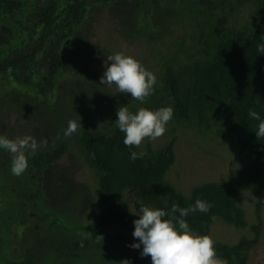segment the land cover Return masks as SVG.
I'll return each instance as SVG.
<instances>
[{
	"label": "rangeland",
	"instance_id": "rangeland-1",
	"mask_svg": "<svg viewBox=\"0 0 264 264\" xmlns=\"http://www.w3.org/2000/svg\"><path fill=\"white\" fill-rule=\"evenodd\" d=\"M195 0H113L88 10L83 22L61 49L64 57L51 100L0 76V135L9 138L31 135L41 144L36 152L68 145L67 154L48 166L43 175L42 198L29 186L30 175L11 173V155L0 149V264L19 262L32 256L33 264H151L140 256L132 234L114 226L98 225L99 192L93 171L82 154L77 131L65 136L69 119L86 125H100L111 111L130 100L114 84H101L107 56L117 52L134 57L155 76L160 60L183 41L191 50ZM250 7L239 11L234 21L246 25ZM31 26V12L20 9L15 18L0 17V50L22 45ZM153 36L157 39L154 40ZM110 63V62H108ZM164 135L145 139L138 147L155 150L175 139L174 164L165 180L188 196L193 187L220 183L234 177L252 162V154L240 151L237 141L225 129L201 130L193 124L166 125ZM46 141V145L43 142ZM132 217L139 211V196L124 192ZM246 227L236 229L214 220L209 236L215 242L235 244L241 236L252 237L255 196L241 195ZM262 234L250 251L248 264H264V204Z\"/></svg>",
	"mask_w": 264,
	"mask_h": 264
},
{
	"label": "trees",
	"instance_id": "trees-1",
	"mask_svg": "<svg viewBox=\"0 0 264 264\" xmlns=\"http://www.w3.org/2000/svg\"><path fill=\"white\" fill-rule=\"evenodd\" d=\"M113 0H0V17L15 18L21 8L31 12V26L25 42L12 49L0 50V76H8L35 95L51 100L63 63V44L77 31L88 10ZM148 4L149 0H139ZM197 10L192 20L191 50L183 41L159 62L152 95L141 102L124 104L133 113L139 107L156 110L171 106L173 120L193 124L201 130L225 129L239 144L240 151H250L252 162L234 177L220 183L193 187L188 196L176 191L165 180L174 164L175 139L164 146L144 151L126 147L124 133L116 126V112L111 111L100 125H86L78 130L76 141L95 176L98 192V225L101 229L118 226L132 234L133 221L124 192H135L145 206L169 210L193 205L197 199L209 202L208 213H190L185 219L190 228L208 235L216 219L244 229L246 221L241 195L251 192L254 204L252 237L241 236L233 245L214 241L217 256L226 264H248L262 234L264 204V138L257 139L258 121L248 113L256 111L264 119V0H195ZM250 7V20L238 25L234 19ZM154 40L157 39L153 36ZM65 143L28 156L24 174L31 176L30 188L40 200L45 169L60 161L68 152ZM146 153L131 160L130 153ZM167 218V217H165ZM32 256L7 264H33Z\"/></svg>",
	"mask_w": 264,
	"mask_h": 264
},
{
	"label": "clouds",
	"instance_id": "clouds-1",
	"mask_svg": "<svg viewBox=\"0 0 264 264\" xmlns=\"http://www.w3.org/2000/svg\"><path fill=\"white\" fill-rule=\"evenodd\" d=\"M258 51L264 53V45H260ZM100 83L114 84L119 93L129 94L133 100L143 104L154 92L156 76L134 57L117 52L107 56ZM173 114L171 106L156 110L139 107L133 113L123 105L117 109L115 122L124 133V145L139 147L146 138L156 140L162 137ZM248 115L259 122L255 131L257 139L264 138V119L254 110H250ZM78 128H81L80 120L69 119L64 135L71 136ZM43 144L46 145V141ZM39 147L41 144L31 135L15 138L0 135V149L11 155V173L15 176L26 171L28 156L34 155ZM145 155L144 152L132 151L129 158L134 161ZM211 207L209 202L201 199L188 207L173 203L167 211L141 204L135 213L139 218L133 221L132 232L138 243L129 247L141 249L142 246L140 256L150 257L151 264H226L225 260L217 256L212 238L192 230L185 219L197 211L208 213ZM120 264H130V261L125 259Z\"/></svg>",
	"mask_w": 264,
	"mask_h": 264
}]
</instances>
